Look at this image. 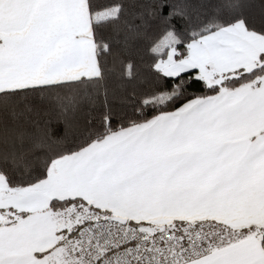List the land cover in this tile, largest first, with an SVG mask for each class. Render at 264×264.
Returning <instances> with one entry per match:
<instances>
[{
  "label": "snow or ice",
  "instance_id": "1",
  "mask_svg": "<svg viewBox=\"0 0 264 264\" xmlns=\"http://www.w3.org/2000/svg\"><path fill=\"white\" fill-rule=\"evenodd\" d=\"M0 264H264V0H0Z\"/></svg>",
  "mask_w": 264,
  "mask_h": 264
}]
</instances>
